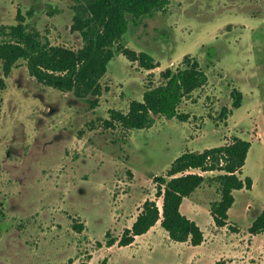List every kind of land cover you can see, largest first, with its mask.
<instances>
[{"label":"rangeland","instance_id":"374dc122","mask_svg":"<svg viewBox=\"0 0 264 264\" xmlns=\"http://www.w3.org/2000/svg\"><path fill=\"white\" fill-rule=\"evenodd\" d=\"M70 4L0 0V25L15 24L18 11L32 8L29 21L52 46L79 49ZM50 5L59 12L48 15ZM124 37L126 47L148 54L156 68L115 54L97 106L94 96L81 99L39 83L22 59L9 76L0 62V264H264V232L248 230L264 208V0H170L151 17L130 19ZM186 57L198 60L208 82L180 105L185 121L159 118L132 131L106 124L112 110L126 112ZM233 90L242 96L237 109ZM235 137L251 141L240 176L252 187L236 191L226 226L213 221L210 205L220 194L206 181L183 208L194 211L201 245L171 240L160 221L119 245L146 200L161 211L156 177L178 156Z\"/></svg>","mask_w":264,"mask_h":264},{"label":"trees","instance_id":"16d2710c","mask_svg":"<svg viewBox=\"0 0 264 264\" xmlns=\"http://www.w3.org/2000/svg\"><path fill=\"white\" fill-rule=\"evenodd\" d=\"M66 1V0H59ZM73 11L70 30L78 32L82 47L72 49L52 46L37 27L29 20L30 8L24 15L17 12V22L0 25V62L4 76H9L18 60L26 63L29 74L39 83L60 91H73L78 98L94 96L91 104L98 105L102 94V77L115 54H122L131 62H138L145 70H153L156 64L145 52H135L124 44L129 21L151 17L169 5L170 0H67ZM48 15L59 12L50 5ZM158 85L146 89L141 100H132L126 112L112 110L106 124L120 126L126 131L151 128L157 119L176 118L185 121L179 111L184 100L208 82V75L196 58L186 57L181 67L167 68L161 74ZM3 81L0 79V85ZM232 108L241 106L238 90L231 93ZM226 110H224L225 112ZM251 148V141L238 137L225 145L207 148L200 152L188 151L178 156L158 180L156 197L162 198L161 211L155 200H146L130 229H126L118 243L130 245L136 236L147 233L158 221L175 242H189L199 246L204 234L199 225L182 214L181 205L206 181L217 185L220 198L210 205V214L216 226L227 225L228 211L232 207L234 193L250 190L252 180L241 178L242 168ZM190 170L217 172L213 177L190 173ZM249 233L264 232V208L253 217ZM108 241V246L114 244ZM101 264H106L103 261ZM213 264H225L218 260Z\"/></svg>","mask_w":264,"mask_h":264},{"label":"crops","instance_id":"0c3cea01","mask_svg":"<svg viewBox=\"0 0 264 264\" xmlns=\"http://www.w3.org/2000/svg\"><path fill=\"white\" fill-rule=\"evenodd\" d=\"M236 193V192H235ZM234 193V194H235ZM187 200H189V198H185L184 200H183V202H182V205H181V212H182V214H184L185 216H187L189 219H191V220H193L194 218L190 215V214H194V211H193V209H187L188 211L185 213V212H183V208H184V206H185V202L187 201ZM191 206H193L194 207V205H191ZM195 206H196V210H197V208H199V204L197 203V204H195ZM188 213V214H187ZM254 219V218H253ZM253 221V220H252ZM251 221V222H252ZM204 240H205V238H204Z\"/></svg>","mask_w":264,"mask_h":264},{"label":"built area","instance_id":"2783aa9c","mask_svg":"<svg viewBox=\"0 0 264 264\" xmlns=\"http://www.w3.org/2000/svg\"><path fill=\"white\" fill-rule=\"evenodd\" d=\"M190 172V171H189ZM190 173H194L193 171H191Z\"/></svg>","mask_w":264,"mask_h":264}]
</instances>
